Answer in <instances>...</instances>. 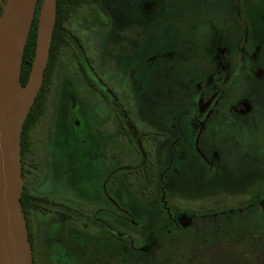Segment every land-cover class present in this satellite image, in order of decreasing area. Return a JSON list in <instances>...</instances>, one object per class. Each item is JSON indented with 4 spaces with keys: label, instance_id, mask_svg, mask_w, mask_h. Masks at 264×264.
<instances>
[{
    "label": "flooded vegetation",
    "instance_id": "obj_1",
    "mask_svg": "<svg viewBox=\"0 0 264 264\" xmlns=\"http://www.w3.org/2000/svg\"><path fill=\"white\" fill-rule=\"evenodd\" d=\"M61 23L20 150L32 264L264 221V0H79Z\"/></svg>",
    "mask_w": 264,
    "mask_h": 264
},
{
    "label": "water",
    "instance_id": "obj_2",
    "mask_svg": "<svg viewBox=\"0 0 264 264\" xmlns=\"http://www.w3.org/2000/svg\"><path fill=\"white\" fill-rule=\"evenodd\" d=\"M37 3L6 0L0 15V264H32L20 205V142L23 124L43 81L56 17V0H41L34 55L22 86V58Z\"/></svg>",
    "mask_w": 264,
    "mask_h": 264
},
{
    "label": "trees",
    "instance_id": "obj_3",
    "mask_svg": "<svg viewBox=\"0 0 264 264\" xmlns=\"http://www.w3.org/2000/svg\"><path fill=\"white\" fill-rule=\"evenodd\" d=\"M79 0H56V19L49 53L57 51L62 42V19L75 10ZM41 0H38L34 18L24 48L20 82L24 86L34 55L37 16ZM50 64V56L47 64ZM43 81L39 93L34 100L30 112L23 124L21 132V154L28 146L30 132L36 122H39L45 111V84ZM28 194L23 189L20 205L24 214L28 230L29 209L25 207ZM239 221L233 219L232 224L198 222L192 228L182 231L174 241L163 240L161 253L155 257H148L134 264H264V221H258L254 227L248 223L239 230ZM242 226V227H243ZM29 240V238H28ZM133 264V263H132Z\"/></svg>",
    "mask_w": 264,
    "mask_h": 264
},
{
    "label": "rangeland",
    "instance_id": "obj_4",
    "mask_svg": "<svg viewBox=\"0 0 264 264\" xmlns=\"http://www.w3.org/2000/svg\"><path fill=\"white\" fill-rule=\"evenodd\" d=\"M71 26H72V27H75L74 20H72V24H71ZM49 110H50V108H49ZM48 115L50 116L49 113H48ZM47 117H48L47 115L44 117L43 122H47V121H48V118H47ZM41 131H42V130H41ZM56 185L58 186L59 184L56 183ZM71 191L74 192V191H73V188L71 189ZM114 260H115V259H113V260H112V259H108L107 261H104V262H103V261H99V262H100L101 264H102V263H104V264H108V263H109V264H117V263H114ZM87 262H88V261H87ZM99 262H97V263H95V264H100Z\"/></svg>",
    "mask_w": 264,
    "mask_h": 264
}]
</instances>
